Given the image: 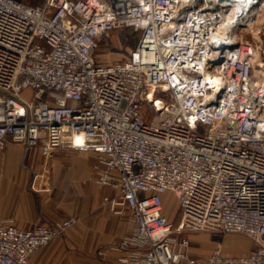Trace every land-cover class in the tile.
Segmentation results:
<instances>
[{
	"label": "built area",
	"instance_id": "2783aa9c",
	"mask_svg": "<svg viewBox=\"0 0 264 264\" xmlns=\"http://www.w3.org/2000/svg\"><path fill=\"white\" fill-rule=\"evenodd\" d=\"M221 10L208 0H0V150L94 154L88 179L116 192L103 201L132 225L107 247L120 264H264V43L253 33L216 41ZM123 28L139 33L137 46L101 63L102 39ZM48 175L36 171L32 188ZM77 220L0 223V264H29ZM175 228L240 233L253 247L201 260Z\"/></svg>",
	"mask_w": 264,
	"mask_h": 264
},
{
	"label": "crops",
	"instance_id": "0c3cea01",
	"mask_svg": "<svg viewBox=\"0 0 264 264\" xmlns=\"http://www.w3.org/2000/svg\"><path fill=\"white\" fill-rule=\"evenodd\" d=\"M107 59L98 60L101 63L118 61L114 55ZM40 154L44 155L41 146L27 149L16 142H9L4 149V162L15 165L19 178L13 179L2 197L0 195V223L33 228L42 222L52 223L69 217H77L78 220L64 235L38 248L29 264H120L118 258L121 252L107 247L127 235L132 225L123 215L111 211L103 201L105 196H113L116 192L109 186L88 179L96 161L95 155L66 147L57 148L52 162L45 167L53 175L54 187L46 193H35L22 187L26 171L20 170L18 163L24 158H37ZM28 168L37 171L41 166L34 168L32 164ZM232 247L243 250L228 254H246L252 249L253 242L249 238ZM105 248V254H101ZM188 248L189 245L184 250L188 251ZM206 257L203 254L196 256L201 260Z\"/></svg>",
	"mask_w": 264,
	"mask_h": 264
},
{
	"label": "rangeland",
	"instance_id": "374dc122",
	"mask_svg": "<svg viewBox=\"0 0 264 264\" xmlns=\"http://www.w3.org/2000/svg\"><path fill=\"white\" fill-rule=\"evenodd\" d=\"M28 3L31 4H38L42 3L44 0H25ZM256 31L258 32V35L260 31H264V26L257 24L255 27ZM242 36H248L253 37V34L251 31L243 29L241 32ZM255 36V35H254ZM139 39V33L136 32L133 28H123L118 29L105 38L102 39L100 43V47L97 50V57L100 59V61H108L107 58L110 57V55H114L116 60H121L126 58L131 50H133L138 43ZM261 39L262 43H264V32L263 35L258 38ZM257 39V40H258ZM24 95L27 98L32 97L31 91H25ZM3 150H0V167L2 166V163L4 162L2 158ZM54 155V154H53ZM53 155L49 158H46L45 155L40 154L37 158L32 159H22L20 163H18V166L20 167V170L26 171V175L24 177V182L22 187H26L28 190L35 192V193H46L47 190L42 189L44 185H48L50 187V191L54 187V179L52 173H49L48 182H45V184H38V187H40L38 190H34L32 188V181L34 179V172H36L34 169L31 171L28 167H31V165H34L35 167L41 166L40 170H37L38 172H43L45 167L48 166L49 163L53 160ZM49 192V191H48ZM164 210L166 214L174 220L175 225L177 226L180 222L181 218V210L178 204L177 199L173 196L172 192H166L164 195ZM176 233L179 234L181 232L182 236H185L189 239V248L188 253L191 256H197L198 254L203 255H209L215 248L219 247L222 249L223 252L227 253H240L243 249L232 247L235 243L240 241H246V239L249 240V238L243 234L240 233H223L219 230H192L189 228H185L184 230L179 231L177 228H175ZM66 231H64L62 234L56 236H62L65 234ZM233 237L238 239H232ZM242 237L246 238L245 240L242 239ZM245 249V248H244Z\"/></svg>",
	"mask_w": 264,
	"mask_h": 264
},
{
	"label": "bare ground",
	"instance_id": "6f19581e",
	"mask_svg": "<svg viewBox=\"0 0 264 264\" xmlns=\"http://www.w3.org/2000/svg\"><path fill=\"white\" fill-rule=\"evenodd\" d=\"M193 0H187L191 2ZM212 6H221L223 20L220 22L218 30L219 34L215 36V40H223L221 42H229L241 40V32L243 29L251 31L255 37L259 38L255 27L257 24L264 26V0H208ZM244 22V26H241ZM255 60H259L260 53L257 50L254 56ZM19 174L15 165L11 162H3L0 167V195L2 197L6 186L17 180ZM233 239V238H232Z\"/></svg>",
	"mask_w": 264,
	"mask_h": 264
},
{
	"label": "water",
	"instance_id": "95a60500",
	"mask_svg": "<svg viewBox=\"0 0 264 264\" xmlns=\"http://www.w3.org/2000/svg\"><path fill=\"white\" fill-rule=\"evenodd\" d=\"M236 44H232L231 47L235 46Z\"/></svg>",
	"mask_w": 264,
	"mask_h": 264
}]
</instances>
